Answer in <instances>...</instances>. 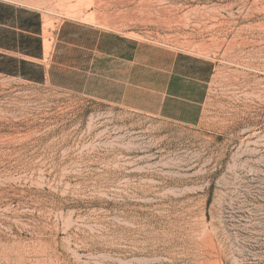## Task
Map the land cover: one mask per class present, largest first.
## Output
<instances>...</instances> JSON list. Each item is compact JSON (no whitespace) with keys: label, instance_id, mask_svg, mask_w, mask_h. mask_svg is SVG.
<instances>
[{"label":"rangeland","instance_id":"rangeland-1","mask_svg":"<svg viewBox=\"0 0 264 264\" xmlns=\"http://www.w3.org/2000/svg\"><path fill=\"white\" fill-rule=\"evenodd\" d=\"M11 1L52 75L0 73V264H264V0ZM68 25L139 48L98 67ZM178 53L214 66L192 125L141 109Z\"/></svg>","mask_w":264,"mask_h":264},{"label":"crops","instance_id":"crops-1","mask_svg":"<svg viewBox=\"0 0 264 264\" xmlns=\"http://www.w3.org/2000/svg\"><path fill=\"white\" fill-rule=\"evenodd\" d=\"M67 28L61 33L62 44L66 45L68 39L78 44V53L92 51L98 67L103 57L128 62L139 48L131 39L116 33L76 25ZM45 58L37 13L15 1L0 0V73L44 83L52 75L50 67L42 63ZM165 68V75L159 77L163 87L157 106L142 105L141 109L184 125L196 123L214 66L209 60L178 53L169 58Z\"/></svg>","mask_w":264,"mask_h":264}]
</instances>
